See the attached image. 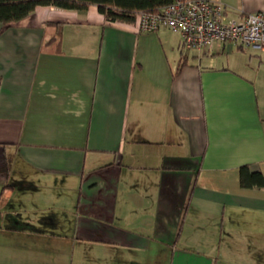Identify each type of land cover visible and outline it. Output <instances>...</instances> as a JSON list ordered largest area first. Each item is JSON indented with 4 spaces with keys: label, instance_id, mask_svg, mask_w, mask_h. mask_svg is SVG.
<instances>
[{
    "label": "crops",
    "instance_id": "crops-1",
    "mask_svg": "<svg viewBox=\"0 0 264 264\" xmlns=\"http://www.w3.org/2000/svg\"><path fill=\"white\" fill-rule=\"evenodd\" d=\"M243 164L264 174V49L188 50L96 4L0 22V264H264Z\"/></svg>",
    "mask_w": 264,
    "mask_h": 264
},
{
    "label": "built area",
    "instance_id": "built-area-1",
    "mask_svg": "<svg viewBox=\"0 0 264 264\" xmlns=\"http://www.w3.org/2000/svg\"><path fill=\"white\" fill-rule=\"evenodd\" d=\"M140 30L167 27L182 35L185 49H204L215 43L264 49V11L229 19L218 0H173L157 12L138 13Z\"/></svg>",
    "mask_w": 264,
    "mask_h": 264
},
{
    "label": "trees",
    "instance_id": "trees-1",
    "mask_svg": "<svg viewBox=\"0 0 264 264\" xmlns=\"http://www.w3.org/2000/svg\"><path fill=\"white\" fill-rule=\"evenodd\" d=\"M173 0H0V22L13 23L30 15L38 5L53 4L68 9L84 11L90 4L98 5L111 21L132 22L140 12H157ZM241 47V46H239ZM185 64L181 58L179 70ZM177 71V73L179 72ZM240 182L243 187H264V174L251 169L250 164L240 167Z\"/></svg>",
    "mask_w": 264,
    "mask_h": 264
},
{
    "label": "rangeland",
    "instance_id": "rangeland-1",
    "mask_svg": "<svg viewBox=\"0 0 264 264\" xmlns=\"http://www.w3.org/2000/svg\"><path fill=\"white\" fill-rule=\"evenodd\" d=\"M245 54H248V53H245ZM163 258H165V257H163ZM160 261H161V259H160Z\"/></svg>",
    "mask_w": 264,
    "mask_h": 264
}]
</instances>
